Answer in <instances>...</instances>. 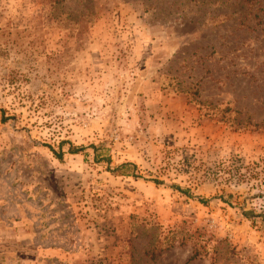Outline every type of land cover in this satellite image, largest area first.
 <instances>
[{"label":"rangeland","instance_id":"1","mask_svg":"<svg viewBox=\"0 0 264 264\" xmlns=\"http://www.w3.org/2000/svg\"><path fill=\"white\" fill-rule=\"evenodd\" d=\"M0 264H264V0H0Z\"/></svg>","mask_w":264,"mask_h":264},{"label":"trees","instance_id":"2","mask_svg":"<svg viewBox=\"0 0 264 264\" xmlns=\"http://www.w3.org/2000/svg\"><path fill=\"white\" fill-rule=\"evenodd\" d=\"M62 145H63V144L61 143V144H60V147H61ZM49 149L52 151V153L54 154V156H55V158H56L57 160H59V161L62 160L63 152H62L61 150H59L58 152H56V151H55L53 148H51V147H49ZM82 151H84V148H82V147H81V148H77V149L71 147V148L68 149L67 154H69V155H77V154L81 153ZM107 163H108V165H109V160H107ZM128 165H129V164H122V165L118 166V167L116 168V170L124 169V168L127 167ZM108 171H110L109 168H108ZM113 171H115V170H112V172H113ZM131 176H132V177H137V176H134V175H131ZM154 183L158 184L159 182H158V180H154ZM173 189H174L175 191L181 193V194H184V195H186V196L188 195V192H187V191H185V190H181L178 186H174ZM197 201H198L201 205H203V206H206L207 203H208L207 200H205V199H203V198H198ZM196 257H197V253H196V252H193L192 256L188 259V261H192V260H194Z\"/></svg>","mask_w":264,"mask_h":264}]
</instances>
